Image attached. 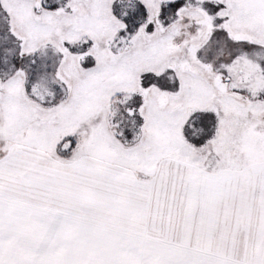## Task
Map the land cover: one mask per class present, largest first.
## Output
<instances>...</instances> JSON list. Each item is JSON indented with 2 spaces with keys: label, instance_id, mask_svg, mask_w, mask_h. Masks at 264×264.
<instances>
[{
  "label": "snow or ice",
  "instance_id": "snow-or-ice-1",
  "mask_svg": "<svg viewBox=\"0 0 264 264\" xmlns=\"http://www.w3.org/2000/svg\"><path fill=\"white\" fill-rule=\"evenodd\" d=\"M0 264H264V0H0Z\"/></svg>",
  "mask_w": 264,
  "mask_h": 264
}]
</instances>
